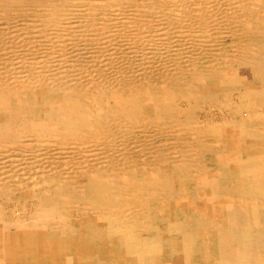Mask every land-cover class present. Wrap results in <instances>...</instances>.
I'll return each instance as SVG.
<instances>
[{
    "label": "bare ground",
    "instance_id": "bare-ground-1",
    "mask_svg": "<svg viewBox=\"0 0 264 264\" xmlns=\"http://www.w3.org/2000/svg\"><path fill=\"white\" fill-rule=\"evenodd\" d=\"M0 264H264V0H0Z\"/></svg>",
    "mask_w": 264,
    "mask_h": 264
},
{
    "label": "rangeland",
    "instance_id": "rangeland-1",
    "mask_svg": "<svg viewBox=\"0 0 264 264\" xmlns=\"http://www.w3.org/2000/svg\"><path fill=\"white\" fill-rule=\"evenodd\" d=\"M201 111V110H199ZM199 111H198V114H199ZM208 114H212L214 117V119L219 123V124H222L224 119H226L228 117V113L224 110L222 111H219V110H216V109H210V112H201L200 113V117L202 115H208Z\"/></svg>",
    "mask_w": 264,
    "mask_h": 264
}]
</instances>
